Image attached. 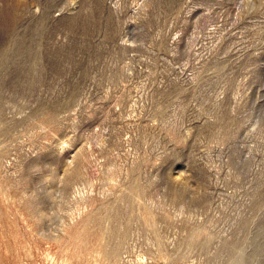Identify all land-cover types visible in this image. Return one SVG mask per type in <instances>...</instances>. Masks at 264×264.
<instances>
[{"label":"rangeland","instance_id":"1","mask_svg":"<svg viewBox=\"0 0 264 264\" xmlns=\"http://www.w3.org/2000/svg\"><path fill=\"white\" fill-rule=\"evenodd\" d=\"M0 264H264V0H0Z\"/></svg>","mask_w":264,"mask_h":264}]
</instances>
